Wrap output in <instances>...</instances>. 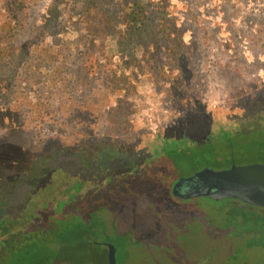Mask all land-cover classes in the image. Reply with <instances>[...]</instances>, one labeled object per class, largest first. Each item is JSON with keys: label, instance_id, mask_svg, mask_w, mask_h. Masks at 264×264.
<instances>
[{"label": "rangeland", "instance_id": "obj_1", "mask_svg": "<svg viewBox=\"0 0 264 264\" xmlns=\"http://www.w3.org/2000/svg\"><path fill=\"white\" fill-rule=\"evenodd\" d=\"M123 1L0 0V235L4 220L29 213L49 169L114 174L66 196L49 236L25 240L14 222L0 264H105L104 246L86 241L98 220L110 237L118 230L101 241L116 246V264H264V210L175 198L178 177L162 192L174 177L156 169L124 182L157 134L206 138L264 118V0H144L152 22L128 48L116 31ZM51 4L57 16L43 25ZM233 139L236 155L225 148L203 167L264 163V132ZM35 211L38 231L51 229L52 210Z\"/></svg>", "mask_w": 264, "mask_h": 264}, {"label": "trees", "instance_id": "obj_2", "mask_svg": "<svg viewBox=\"0 0 264 264\" xmlns=\"http://www.w3.org/2000/svg\"><path fill=\"white\" fill-rule=\"evenodd\" d=\"M121 8V21L122 27L117 31L118 37H120L121 47H130L139 43L138 38L145 34L151 20L147 15L146 4L144 0H124ZM58 8L57 4H51L47 9V14L43 16V25H47L51 20L57 16ZM165 13L162 10H156L155 16L160 19V23L165 22L161 20ZM150 21V22H149ZM162 21V22H161ZM153 36V35H152ZM172 39V38H171ZM167 40V39H166ZM178 40V37H177ZM176 39H172V44L176 45L178 42ZM181 44V39L178 40ZM256 124L249 125L245 128H226L217 126L208 132L205 137L194 138L191 137L185 130L180 132H170L157 134L152 138V146L150 155L146 157L144 164L133 168L130 171L129 176L124 182H131L132 180L142 179L143 176L148 175L150 171L156 169L158 176L172 178L171 182L168 181L166 186L161 188L162 192H169L168 185H171L177 177L183 176L184 172L189 171L192 173L194 170H199L203 167V163H220L222 159V152H225V148L228 149L230 157L236 155L233 150V136L245 134L246 132H264V118H258ZM216 142H225L223 147L213 144ZM222 151V152H221ZM210 155L208 157V153ZM261 155H264V151L261 150ZM205 166V165H204ZM101 176H90L84 178L81 174L71 176L68 173L60 170L49 169L45 175L32 184V189L28 193L29 213H39L36 209L43 210L45 207L52 210L49 215V220L59 223V217L61 215L60 209L67 200L66 196L78 195L82 190L92 191L100 189L104 183L112 179L114 174H107L106 172ZM96 177L97 180H96ZM131 180V181H130ZM35 183H37L35 185ZM101 190V189H100ZM66 191L68 193H66ZM66 193V194H65ZM228 203V200H223ZM26 202V201H24ZM24 206V205H22ZM33 207V208H32ZM102 207V206H101ZM29 217V216H27ZM10 219V218H9ZM12 220V219H11Z\"/></svg>", "mask_w": 264, "mask_h": 264}, {"label": "water", "instance_id": "obj_3", "mask_svg": "<svg viewBox=\"0 0 264 264\" xmlns=\"http://www.w3.org/2000/svg\"><path fill=\"white\" fill-rule=\"evenodd\" d=\"M170 193L184 200L196 197L214 201L227 199L264 208V163L233 164L225 169L203 167L188 176L178 177ZM107 246L108 264H115V248L111 244Z\"/></svg>", "mask_w": 264, "mask_h": 264}, {"label": "flooded vegetation", "instance_id": "obj_4", "mask_svg": "<svg viewBox=\"0 0 264 264\" xmlns=\"http://www.w3.org/2000/svg\"><path fill=\"white\" fill-rule=\"evenodd\" d=\"M185 188H183L184 190ZM228 204H231V205H234L236 207H239L243 212H250L252 211L254 208H259V207H250L249 205L247 204H242V203H234V202H231L228 200ZM261 211L264 210V208H259ZM29 216V217H27ZM82 217H86V213L84 212L83 214H81ZM80 216V217H81ZM39 217L36 216L34 213L33 214H26V215H23L20 219L16 218V220H11L9 218H7L6 220H4L2 223H3V226L1 227L2 231H1V235H0V241L1 243H3L6 240H8V237L12 235L11 231H12V228L15 227V223H18L17 227H18V230H17V235L21 234L22 236H28L25 240L29 239V238H32L33 236H35L36 234H41V235H51L57 224L56 222L54 221H51L53 226L51 229H43V231H38V229L36 228V224H38V219ZM88 220V218H87ZM107 226L105 225V222H101V220H98L96 222V226L92 229V232L88 233L87 236H86V241L89 242V240L93 239L94 240H97V243L100 242L99 244H102V246H104V250H105V256L107 257V253H108V246L107 244H103L101 243V241H103L102 239H106L109 241L110 238L116 240L117 238V234H118V230L115 229L114 226H112V237H110L108 235V233L106 232V228ZM257 235H264V232H261V231H258V234ZM255 236V235H253ZM96 243V242H94ZM96 243V244H97ZM114 248H115V264H116V246L113 244ZM105 264H108V259L106 260Z\"/></svg>", "mask_w": 264, "mask_h": 264}]
</instances>
